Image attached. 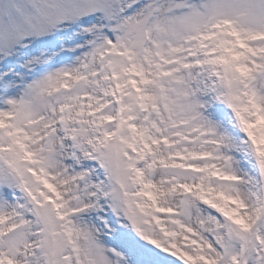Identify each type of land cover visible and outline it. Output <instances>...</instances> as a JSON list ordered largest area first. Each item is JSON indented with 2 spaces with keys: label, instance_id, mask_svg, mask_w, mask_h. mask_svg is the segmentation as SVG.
Wrapping results in <instances>:
<instances>
[{
  "label": "snow or ice",
  "instance_id": "obj_1",
  "mask_svg": "<svg viewBox=\"0 0 264 264\" xmlns=\"http://www.w3.org/2000/svg\"><path fill=\"white\" fill-rule=\"evenodd\" d=\"M0 264H264V0H0Z\"/></svg>",
  "mask_w": 264,
  "mask_h": 264
}]
</instances>
